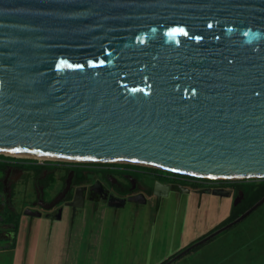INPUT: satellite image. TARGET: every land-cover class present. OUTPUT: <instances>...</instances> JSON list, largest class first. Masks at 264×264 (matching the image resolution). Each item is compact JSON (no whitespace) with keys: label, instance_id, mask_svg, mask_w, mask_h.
Returning <instances> with one entry per match:
<instances>
[{"label":"water","instance_id":"95a60500","mask_svg":"<svg viewBox=\"0 0 264 264\" xmlns=\"http://www.w3.org/2000/svg\"><path fill=\"white\" fill-rule=\"evenodd\" d=\"M0 151L264 179V0H0Z\"/></svg>","mask_w":264,"mask_h":264},{"label":"rangeland","instance_id":"374dc122","mask_svg":"<svg viewBox=\"0 0 264 264\" xmlns=\"http://www.w3.org/2000/svg\"><path fill=\"white\" fill-rule=\"evenodd\" d=\"M230 210L228 199L200 200L191 194L127 205L116 213L103 204L95 208L86 204L80 214L84 224L76 229L88 231L53 238L41 234L30 241L33 254L28 257L23 256L26 247L21 239L17 254L6 255L0 264H161L225 220ZM170 264H264V203Z\"/></svg>","mask_w":264,"mask_h":264},{"label":"flooded vegetation","instance_id":"af4514ba","mask_svg":"<svg viewBox=\"0 0 264 264\" xmlns=\"http://www.w3.org/2000/svg\"><path fill=\"white\" fill-rule=\"evenodd\" d=\"M238 182L242 180L202 179L129 164L40 162L0 155V248L20 234L85 232L76 226L84 224L80 214L86 204L94 208L103 204L116 213L127 205L143 206L171 194H191L200 200L205 196L228 199L232 210L244 199ZM222 222L178 253L220 229Z\"/></svg>","mask_w":264,"mask_h":264},{"label":"trees","instance_id":"16d2710c","mask_svg":"<svg viewBox=\"0 0 264 264\" xmlns=\"http://www.w3.org/2000/svg\"><path fill=\"white\" fill-rule=\"evenodd\" d=\"M239 187L243 186L244 199L241 204L237 207H233L230 213V216L227 217L221 224L220 227L232 222L248 209H250L256 202H258L264 196V179L252 181L246 184L243 180L242 182L236 183ZM174 255L168 258L161 264H165L169 259Z\"/></svg>","mask_w":264,"mask_h":264},{"label":"crops","instance_id":"0c3cea01","mask_svg":"<svg viewBox=\"0 0 264 264\" xmlns=\"http://www.w3.org/2000/svg\"><path fill=\"white\" fill-rule=\"evenodd\" d=\"M54 236H57V234H52L50 236H46L49 238H53ZM39 237L37 234H32V235H25L24 234H20L18 237L14 238L10 243L5 244L2 248H0V259L3 260V258L8 255L11 256L14 254H17L18 250V243H20L21 239H23V246H25L26 248L23 250V256L28 257L30 255V253L32 251V246L30 241L33 242V238ZM31 248H30V247ZM7 262V261H6ZM10 264H14V262L12 261Z\"/></svg>","mask_w":264,"mask_h":264},{"label":"bare ground","instance_id":"6f19581e","mask_svg":"<svg viewBox=\"0 0 264 264\" xmlns=\"http://www.w3.org/2000/svg\"><path fill=\"white\" fill-rule=\"evenodd\" d=\"M0 155L16 157V158L36 159V160H50V161L60 160V159H46V158H43V157H40V156H22V155L5 153V152H2V151H0Z\"/></svg>","mask_w":264,"mask_h":264},{"label":"built area","instance_id":"2783aa9c","mask_svg":"<svg viewBox=\"0 0 264 264\" xmlns=\"http://www.w3.org/2000/svg\"><path fill=\"white\" fill-rule=\"evenodd\" d=\"M38 161L42 162V161H48V160H38Z\"/></svg>","mask_w":264,"mask_h":264}]
</instances>
